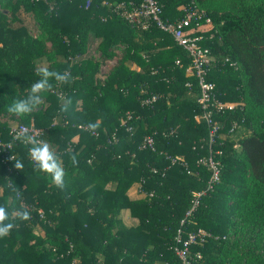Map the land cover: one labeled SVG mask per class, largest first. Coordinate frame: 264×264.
Instances as JSON below:
<instances>
[{"label": "trees", "instance_id": "1", "mask_svg": "<svg viewBox=\"0 0 264 264\" xmlns=\"http://www.w3.org/2000/svg\"><path fill=\"white\" fill-rule=\"evenodd\" d=\"M88 1L85 8L86 0H0V139H8L14 122L32 124L66 171L59 189L34 170L30 146L13 142L21 171L0 154V206L15 225L0 238V264H180L173 251L178 228L182 237L197 228L207 233L189 246L190 264H264V0H157L168 21L183 16L180 5L202 9L190 34L202 35L200 44L209 49L207 80L217 99L236 103L212 114L218 130L210 149L219 178L186 217L192 192L204 190L210 175L195 163L208 154L207 125L194 118L201 109L196 79L186 70L189 57L153 23L141 29L116 14V2L139 0ZM20 10L33 20L35 35L22 26ZM90 38L96 57L84 53ZM45 66L69 71L71 82L53 81L45 104L29 115L9 113ZM150 93L158 98L142 103ZM66 98L68 113L61 111ZM89 123L99 125L96 135ZM112 135L115 141L107 143ZM146 135L154 151L138 148ZM159 151L179 159L171 164ZM132 184L143 197L127 195ZM17 207L30 219L13 218ZM122 209L133 225H124Z\"/></svg>", "mask_w": 264, "mask_h": 264}, {"label": "built area", "instance_id": "2", "mask_svg": "<svg viewBox=\"0 0 264 264\" xmlns=\"http://www.w3.org/2000/svg\"><path fill=\"white\" fill-rule=\"evenodd\" d=\"M102 4H106L107 0H101ZM89 1L86 0L84 7L86 8ZM184 14L178 19L168 21L161 18V4L157 0H139L137 4H133L131 1L116 2L114 5V10L118 16L128 23L138 26L141 29L148 27L150 23H153L160 30L168 33L173 41L180 46L189 57V64L186 70L189 71L194 78L198 86V94L196 97V102L198 103L201 113L194 116L196 120L202 119L207 125V145L208 154L200 156L196 159L195 163L197 165L207 166L210 170V175L208 177L206 187L202 191L192 192V199L190 206L186 210L184 216L186 217L197 205V198L204 193V191L212 187V183L217 181L219 178V162L214 159L210 146L215 142V137L218 130V125L212 119L213 112H220L224 109L233 108L236 103L219 101L215 95L214 85L211 81L207 80L208 65H209V49L206 46L200 44L203 39L202 35H191L192 25L191 22L194 21V25L198 26V20L203 17V11L196 8H189L186 6L180 7ZM204 22L208 23L209 18L205 17ZM176 64L178 63L175 61ZM187 85V83H186ZM158 98L157 94L150 93L142 98V103L150 104ZM79 130H86L85 125H77ZM236 128V123L233 122L229 128L228 132H233ZM27 129L31 134L36 135L38 139L42 137V129L33 126L32 124L18 123L16 125L10 126L8 128L7 134L8 139L3 141L0 139V154L2 160L9 161L10 157L14 154L12 153L13 139L17 131H22ZM129 129V128H127ZM90 134L96 135L95 132L90 131ZM115 141V137L112 135L107 139V143H112ZM138 148L149 149L151 151L155 150L154 140L151 136H144ZM216 153L219 151L215 150ZM160 155H164L171 164L177 162L179 158L171 156L164 151L158 152ZM188 172V170H186ZM151 195V193H149ZM39 217L43 216V212L40 208L36 209ZM184 222V219L180 220V225ZM207 236V233L202 228H197L194 231H187L185 237L181 235V229L178 228L175 236V245L173 246V251L180 260V264H190L189 260V246L196 243H202ZM198 257V254H197Z\"/></svg>", "mask_w": 264, "mask_h": 264}, {"label": "clouds", "instance_id": "3", "mask_svg": "<svg viewBox=\"0 0 264 264\" xmlns=\"http://www.w3.org/2000/svg\"><path fill=\"white\" fill-rule=\"evenodd\" d=\"M36 75L40 77L36 82L30 85L27 95L23 98L14 100L8 106L7 111L14 115L25 116L31 114L37 107L43 103V94L51 92L53 89V81L56 84L64 85L71 82L72 77L69 71L63 73L59 71H51L48 67H40L36 71ZM72 101L66 98L61 111L68 113L70 111ZM99 127L97 123H89L88 128L93 132ZM14 140L20 141L24 145L30 146L28 148V156L34 165V170L45 174L50 178L51 185L56 188L63 189L65 187L66 171L63 166L61 158L57 155L54 146L47 140L38 139L36 135L31 134L27 129L17 131L13 137ZM14 160V168L22 170L23 163L11 156ZM73 164L78 163L75 154L70 156ZM12 191L18 199L21 195L16 186H12ZM12 217L20 221H27L30 219V212L23 207H17L12 211ZM10 220L9 212L4 206H0V238L7 237L13 227L14 223L8 222Z\"/></svg>", "mask_w": 264, "mask_h": 264}, {"label": "crops", "instance_id": "4", "mask_svg": "<svg viewBox=\"0 0 264 264\" xmlns=\"http://www.w3.org/2000/svg\"><path fill=\"white\" fill-rule=\"evenodd\" d=\"M25 24V22H24ZM96 44V41L93 40V38H90L89 39V42L87 44V49L84 53H86L87 55H92V56H97L98 53L94 50V47L93 45ZM93 47V48H92ZM92 48V49H91ZM90 50V51H89ZM85 55V54H84ZM115 61V59L113 58L112 60H108V64H112L113 62ZM131 69H134V70H140V67L134 63V62H131L130 63V66H129ZM107 70V66L104 64L101 66V71L102 72H105ZM127 195L130 197V198H138V197H142V192L140 191L138 185H134L132 184L126 191ZM133 194V195H132ZM141 194V195H140ZM144 196V194H143ZM120 217L122 219V222L124 223V225L126 226H130V225H133L135 223V219L130 217V215L128 214V210L127 209H122L120 211Z\"/></svg>", "mask_w": 264, "mask_h": 264}, {"label": "rangeland", "instance_id": "5", "mask_svg": "<svg viewBox=\"0 0 264 264\" xmlns=\"http://www.w3.org/2000/svg\"><path fill=\"white\" fill-rule=\"evenodd\" d=\"M180 7H182V5H180L179 6V8ZM196 9H198V8H196ZM202 10V9H201ZM18 16H19V18H21L22 19V26H24V27H26V29L28 30V32H29V34H36L37 33V30H36V28H35V24H34V22H33V20L31 19V17H30V15L28 14V13H24L23 11H19L18 12ZM24 22H25V24H24ZM13 25V27H15V26H18V23H13L12 24ZM95 46V44L93 45V47ZM92 47V48H93ZM91 48V49H92ZM90 51V50H89ZM41 62V63H40ZM40 63V64H39ZM42 63H45V61L44 62H42V61H39L38 62V64L41 66L42 65ZM152 71L153 72H155V69H152ZM144 91V90H143ZM45 103H44V101H43V103L41 104V106H43ZM15 123L16 122H14V123H12V125L11 126H13V125H15ZM175 126L173 127V131H178L179 132V126H178V124L176 123V124H174ZM76 137H74L73 139H75ZM134 185H137V184H134ZM133 195V194H132ZM141 195V194H140ZM142 197H143V194H142ZM38 229H39V232L40 233H42V230L38 227Z\"/></svg>", "mask_w": 264, "mask_h": 264}]
</instances>
